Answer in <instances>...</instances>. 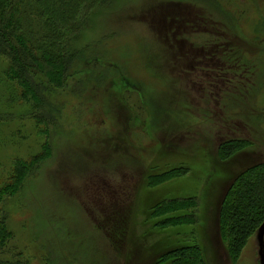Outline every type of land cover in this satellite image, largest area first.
Instances as JSON below:
<instances>
[{
  "label": "rangeland",
  "instance_id": "rangeland-1",
  "mask_svg": "<svg viewBox=\"0 0 264 264\" xmlns=\"http://www.w3.org/2000/svg\"><path fill=\"white\" fill-rule=\"evenodd\" d=\"M106 6L85 33L80 72L46 93L55 124L32 119L31 102L0 119V189L15 160L50 148L22 191L0 196L8 251L29 264H157L192 232L207 264H264V223L236 261L219 227L237 178L264 164V0ZM4 67L0 103L12 88ZM239 140L225 157L222 145ZM191 197L192 226L156 230L163 201Z\"/></svg>",
  "mask_w": 264,
  "mask_h": 264
},
{
  "label": "trees",
  "instance_id": "trees-1",
  "mask_svg": "<svg viewBox=\"0 0 264 264\" xmlns=\"http://www.w3.org/2000/svg\"><path fill=\"white\" fill-rule=\"evenodd\" d=\"M109 3L110 0H0V61L5 66L3 78L12 87L10 98L2 97L0 119L31 102L32 119L47 127L55 124L54 107L46 93L63 88L69 78L80 72L89 48L83 42L85 33L94 28L93 19L110 7L106 6ZM222 146L226 157L242 149L244 143L230 141ZM46 147L31 161L15 160L12 177L0 189V196L12 197L22 191L30 176L48 159L50 148L48 144ZM180 170L150 174L146 185L189 171ZM195 208V197L165 200L155 209L158 215L154 212L153 216L161 219L154 227L166 232L179 228L174 226H192ZM163 213L171 216L162 219ZM5 216L0 212V264H29L21 253L8 251L12 234L5 225ZM263 223L264 164H260L250 174L243 172L237 178L220 208V234L233 261L240 258L243 247ZM189 234L167 250L157 264H207L194 234Z\"/></svg>",
  "mask_w": 264,
  "mask_h": 264
}]
</instances>
